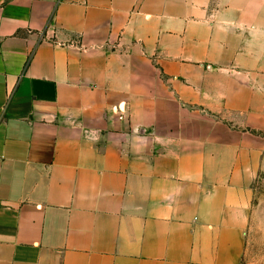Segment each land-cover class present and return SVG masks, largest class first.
I'll use <instances>...</instances> for the list:
<instances>
[{
  "label": "crops",
  "instance_id": "0c3cea01",
  "mask_svg": "<svg viewBox=\"0 0 264 264\" xmlns=\"http://www.w3.org/2000/svg\"><path fill=\"white\" fill-rule=\"evenodd\" d=\"M264 160V0H0V264H242Z\"/></svg>",
  "mask_w": 264,
  "mask_h": 264
},
{
  "label": "rangeland",
  "instance_id": "374dc122",
  "mask_svg": "<svg viewBox=\"0 0 264 264\" xmlns=\"http://www.w3.org/2000/svg\"><path fill=\"white\" fill-rule=\"evenodd\" d=\"M242 264H264V160L252 183V200L245 230Z\"/></svg>",
  "mask_w": 264,
  "mask_h": 264
}]
</instances>
